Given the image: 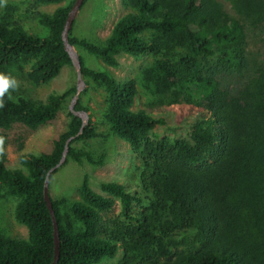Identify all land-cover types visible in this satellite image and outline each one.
<instances>
[{
	"label": "trees",
	"instance_id": "trees-1",
	"mask_svg": "<svg viewBox=\"0 0 264 264\" xmlns=\"http://www.w3.org/2000/svg\"><path fill=\"white\" fill-rule=\"evenodd\" d=\"M26 1L22 15L11 4L0 7V73L27 65V78L46 84L72 65L61 33L75 0L52 13L39 7L66 0ZM229 2L238 18L222 16L215 0H121L128 12L102 42L69 31L71 45L109 67H119L121 54L150 55L153 63L141 72L142 88L184 101L196 113L185 136L159 137L154 129L164 120L133 110L137 80L119 82L87 67L79 56L82 77L105 92L107 130L129 145L128 180L134 187L101 182V191L110 197L104 196L89 186L85 174L79 199L50 197L59 234L57 264H101L119 251L121 264H264V50L263 63L244 76L249 28L260 32L264 42V0ZM31 20L47 34L29 32ZM220 75L245 79L231 94ZM75 91L72 86L39 101L13 97L9 88L0 98V198L17 199L14 217L27 231L26 237L0 234V264L53 262V223L43 184L68 139L66 162L103 164L102 156L95 159L70 146L93 138L95 129L82 127L81 118L69 112L67 130L50 152L20 155L22 169L7 166L10 133L20 129L27 135L53 121ZM80 103L74 109L86 112ZM23 134L16 137L18 150ZM116 200L120 209L113 213Z\"/></svg>",
	"mask_w": 264,
	"mask_h": 264
},
{
	"label": "rangeland",
	"instance_id": "rangeland-1",
	"mask_svg": "<svg viewBox=\"0 0 264 264\" xmlns=\"http://www.w3.org/2000/svg\"><path fill=\"white\" fill-rule=\"evenodd\" d=\"M219 5V13L222 16L238 18L229 0H215ZM68 0L58 5L40 6L43 12L52 13L59 5H66ZM6 4L16 6L18 14L24 13L26 0H6L0 7ZM126 10L121 0H86L76 14L70 28L72 36L85 38L92 42H102L111 32L115 22L124 16ZM217 13V12H216ZM240 19V18H239ZM27 30L37 35H46L47 30L35 20L26 23ZM69 30V31H70ZM248 34V62L249 66L245 77L252 75L254 70L263 63L264 42L260 32L250 29ZM78 55L83 59L84 64L92 69L103 70L113 76L117 81L122 82L129 78L137 80L138 95L133 110L144 109L156 118L164 120L163 125L154 129V134L159 137H183L187 133L189 121L195 115V110L184 101L172 102L164 96H156L145 91L141 72L150 67L153 59L150 55L133 57L127 54L118 56L120 65L113 68L105 65L96 57L87 54L84 50L74 47ZM28 66L15 68L9 71V76L17 82L16 87H10L13 97L18 95L27 96L31 99L45 101L50 94H61L65 90L77 84V74L73 65H65L58 75L46 84H34L26 73ZM235 75L219 76L224 89L235 94L243 84V79ZM84 86L77 101L85 108L88 120L84 126L92 125L95 129V136L91 139L74 141L70 146L77 150L89 151L97 159L103 157L102 165H91L86 161L78 164L72 160L63 163L51 172L48 181V193L51 198L65 197L68 200L79 199V187L83 176L87 174L89 186L97 193L110 197L100 189L101 182H117L133 188L128 179L131 178L130 167L132 164V153L129 145L113 136L107 130L102 112L105 108V92L102 87L88 82L82 77ZM73 97L67 99L59 111L57 117L46 124L39 126L34 132L26 135L25 130L16 129L9 135L6 146L7 166L9 168L22 169L19 157L22 154L48 153L53 147V142L67 130L70 120V104ZM76 101V103H77ZM75 103V104H76ZM74 104V106H75ZM24 132L23 147L18 150L16 138ZM71 141V140H70ZM69 141V143H70ZM69 145V144H68ZM17 202L13 197L0 198V234L8 237H26L25 227L17 223L14 217V208ZM113 213L119 212V203L116 200ZM122 252L119 251L113 259H106L101 264H121Z\"/></svg>",
	"mask_w": 264,
	"mask_h": 264
},
{
	"label": "water",
	"instance_id": "water-1",
	"mask_svg": "<svg viewBox=\"0 0 264 264\" xmlns=\"http://www.w3.org/2000/svg\"><path fill=\"white\" fill-rule=\"evenodd\" d=\"M83 2H84V0H75L74 1L72 7L69 10L68 16L66 18V21H65V24L63 27V31L61 33V38L63 41L64 49L68 53L69 58L71 60V64L75 68L76 74H77L76 91H75V94L72 98V101H71L69 108H70V111L74 115L81 118L82 127H84V125L86 124V122L88 120V116H87L85 111H76L74 109V104L76 103V101L80 95V92L84 86V82L82 80V73H81V62H80V57H79L78 53L74 49V46L69 43L68 34H69V30L72 26L73 20H74L76 14L78 13L79 9L81 8ZM70 140L71 139H68L66 141L64 151H63V154H62V157H61L59 163L54 168L50 169V171L46 175V179H45L44 184H43V198H44V201L46 202V205H47V208L50 212V215L52 218V223H53V243H54L55 255H54L53 262L51 264H57L58 254H59V234H58V225H57L54 209L52 206V201H51V198H50L49 193H48V181H49L50 173L55 168L59 167L63 163V161L65 160L66 153L68 151V144H69Z\"/></svg>",
	"mask_w": 264,
	"mask_h": 264
},
{
	"label": "clouds",
	"instance_id": "clouds-1",
	"mask_svg": "<svg viewBox=\"0 0 264 264\" xmlns=\"http://www.w3.org/2000/svg\"><path fill=\"white\" fill-rule=\"evenodd\" d=\"M16 80L7 74L0 73V98H3L10 87H16ZM3 106L2 99H0V107Z\"/></svg>",
	"mask_w": 264,
	"mask_h": 264
}]
</instances>
